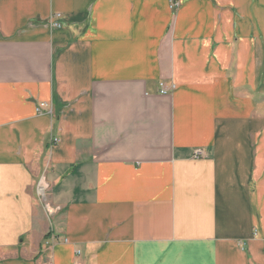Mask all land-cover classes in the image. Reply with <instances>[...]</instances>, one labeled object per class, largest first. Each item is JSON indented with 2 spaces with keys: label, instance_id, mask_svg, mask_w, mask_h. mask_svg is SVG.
<instances>
[{
  "label": "crops",
  "instance_id": "obj_1",
  "mask_svg": "<svg viewBox=\"0 0 264 264\" xmlns=\"http://www.w3.org/2000/svg\"><path fill=\"white\" fill-rule=\"evenodd\" d=\"M76 263L264 264V0H0V264Z\"/></svg>",
  "mask_w": 264,
  "mask_h": 264
},
{
  "label": "built area",
  "instance_id": "obj_2",
  "mask_svg": "<svg viewBox=\"0 0 264 264\" xmlns=\"http://www.w3.org/2000/svg\"><path fill=\"white\" fill-rule=\"evenodd\" d=\"M160 94H165V91H164V87L162 84H160V91H159ZM40 108H43L44 107V104H40L39 105ZM37 111L39 112V108L37 109ZM205 157V154L202 150H196L194 151L193 155H192V158L194 160H200V159H203ZM75 255L78 257L80 255V251L79 250H76L75 251ZM76 264H79V263H76Z\"/></svg>",
  "mask_w": 264,
  "mask_h": 264
}]
</instances>
